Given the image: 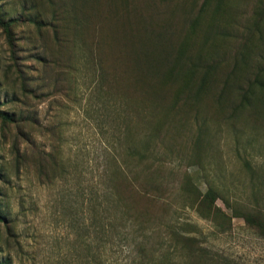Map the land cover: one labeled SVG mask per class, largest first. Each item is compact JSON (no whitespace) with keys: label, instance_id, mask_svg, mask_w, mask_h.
<instances>
[{"label":"rangeland","instance_id":"1","mask_svg":"<svg viewBox=\"0 0 264 264\" xmlns=\"http://www.w3.org/2000/svg\"><path fill=\"white\" fill-rule=\"evenodd\" d=\"M0 18V264H264L234 215L264 206V0H0Z\"/></svg>","mask_w":264,"mask_h":264},{"label":"trees","instance_id":"2","mask_svg":"<svg viewBox=\"0 0 264 264\" xmlns=\"http://www.w3.org/2000/svg\"><path fill=\"white\" fill-rule=\"evenodd\" d=\"M14 21L15 20H13V19L4 20V19L0 18V26L2 27L3 32H5L7 40H8L10 45H12V42H13L11 40L12 39L11 27H12V24L14 23ZM256 79H258V78H256ZM249 87L250 88H246V89H244L241 86L236 87L237 95H238V97H240V99L244 100L243 102H245V100H247L249 95L252 93L250 90L252 86L250 85ZM242 105H244V103H242L240 107H244ZM261 112H263V114H264V107L261 110ZM0 119L7 121V122H15L17 120L15 117V114H12V113L10 114L3 109H0ZM156 159L158 160V163H160L162 161V160L160 161L161 157L159 159L156 157ZM244 165L251 172L250 182L254 183L257 179V175H258L257 171L255 170V168L251 167V164L249 163L248 160L244 161ZM186 182H187V180H186ZM112 190L116 194V197H117L116 200H120L121 196H120V191H119L118 185L114 184ZM143 191L147 192L148 190H147V188H145V190H143ZM259 197L260 196H259V193L257 194V191L252 192L253 201L251 202V204L250 203L249 204L248 203L247 204H240L238 206V208H236V210H234V215L241 216L243 218V220L249 226L254 227L260 234L264 235V206L259 201ZM126 213H128V211ZM1 220H3V217L0 214V221ZM138 231H139V233H141V230H138ZM140 235H142V233Z\"/></svg>","mask_w":264,"mask_h":264}]
</instances>
